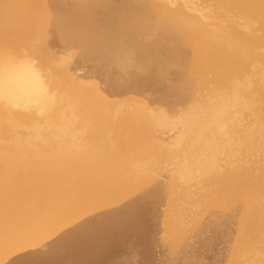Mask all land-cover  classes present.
Segmentation results:
<instances>
[{
    "label": "rangeland",
    "instance_id": "1",
    "mask_svg": "<svg viewBox=\"0 0 264 264\" xmlns=\"http://www.w3.org/2000/svg\"><path fill=\"white\" fill-rule=\"evenodd\" d=\"M148 1L162 5L164 10L168 8L169 12L167 9L163 11L167 15L172 13L175 15L176 13L172 19L177 18L179 14L182 15L180 16L181 22L185 23L187 21L188 23H185L187 28L192 30L195 28L194 31H197L198 28V30L202 28L205 32L208 30L206 32L208 34L203 37L205 39H198L193 44L199 46L203 55L210 56L214 45L211 46L212 43L209 42L221 41L214 48L225 54L233 52L235 60H238L235 67L227 71L210 69L204 72L203 75L202 72L194 73L190 77L192 80H190L201 82L200 84L195 82L197 85L194 84L195 87L191 86L190 91V88L185 89L187 93L184 91V96L172 94L167 95L165 98L164 94L158 88H155V85H150L140 91L117 93L116 84L127 81L131 71L139 63L138 59L136 62L137 57L132 53V49L131 53L134 56L131 55V58L126 60L128 62L127 66L123 70L112 74L109 69L97 68L99 63L104 64L103 61L100 62L101 60L91 57L81 58L77 54L75 46L71 44L56 42L49 47H43L39 46L38 40H22L13 33L6 34L2 39L5 42L4 45L7 44L5 46L12 52L10 54H18L15 55L17 59L23 57L20 60L24 61L25 59L29 62L34 57V59L32 58L33 62L30 61V64L33 66L32 68L39 69L34 72H36V78L38 77L41 80L39 81L37 78L43 88L42 94L48 99L51 96L49 100H54L55 109L69 112L74 118V129L72 131L65 129L64 133L69 140V144H80V146L85 147L87 142L85 148L87 149L88 145L91 146V150H89V147L87 150L93 154L91 161L95 173L92 174L90 171L82 169L77 181H81L82 184L91 181L97 183L101 181L102 176L111 175L118 184H131L132 181V184H134L135 179V184L137 180H140L138 183L141 188L147 187L142 190L144 192L138 189L139 193H137L135 189L122 198L128 197L130 199L131 196V198H135L138 194V196L144 195L142 200H145L143 202L146 203V206L143 205L142 208L143 210L145 208L143 211L145 223L143 221L142 226L146 233L149 232L148 235L151 238L147 242H129L125 247L117 251L113 250L114 255L110 260L113 264H264V8L246 7L235 0H232L233 2L229 0ZM239 2L242 3L240 0ZM240 7L242 8L240 9ZM49 9L51 13H54V11H51L54 10L51 5ZM178 11L184 12L185 15L180 12L177 13ZM186 15L190 18L183 19ZM210 32L214 35H210ZM147 35H144L145 40H149L150 35L152 40L157 36L153 33ZM47 36L50 39L54 36V32L50 27ZM25 53L28 54L26 57L29 60L25 57ZM38 53L40 54L37 55ZM133 57L135 58L133 59ZM49 64L50 66L54 65L53 69L48 67ZM112 75L118 81L116 79L111 81ZM195 75H198L199 78L203 77L199 80ZM172 82H175V80L171 76L165 81L167 87L172 86L174 84ZM95 90L98 95L94 96L92 93V96H90L89 94ZM59 94L63 96L61 95V97ZM70 105H74V108ZM31 110L20 107L9 109L6 122L11 121L13 125L11 128L4 126L6 123L2 124L3 126L0 125V143H10L7 145H12L14 139L23 138V136L30 133L32 124L40 123L42 125L44 123L43 115L40 117V114L27 119H21L17 115L18 113L31 114ZM81 113L82 115H80ZM220 113L223 116H220ZM189 114L199 116L193 115L194 120ZM211 115L213 118H210ZM208 116H210V119ZM101 118L105 120V125ZM203 120H207V123ZM213 120L216 121L215 126L211 127L214 125ZM196 121L199 122L198 124L201 123L197 127L198 129H196V126H198L195 123ZM89 122L91 124L94 122L93 126ZM189 122H192L193 125L188 124ZM216 123L225 125V127L222 126L217 129L216 126L220 125H216ZM87 125L89 130L91 128L90 131ZM201 125H203L202 127L207 125V128H202ZM99 127H101L100 130ZM123 127L125 128L123 129ZM95 129H98L96 134ZM200 129L205 133H202ZM106 131L110 135L113 134V136L107 134ZM198 131L199 134L202 133L200 136L197 134ZM100 134L101 136H99ZM135 134L136 136H134ZM146 134L149 135L148 140H150H147L148 142L137 140L140 136H146ZM203 134H205V138ZM209 137L211 142L209 144L215 145H212L215 154L211 152L213 149L211 145L206 144ZM59 139L60 137L57 136L56 140ZM122 141L126 144L131 142L130 146L128 145L125 149L126 144ZM112 146L113 148H111ZM114 146H117V148ZM93 148L94 150H92ZM113 150L115 151L113 152ZM108 152L109 154H107ZM122 153H124V157H122ZM116 154L121 155V158ZM213 154L215 157H213ZM98 156L102 157V160ZM127 159L130 162H127ZM200 160H204V163ZM206 160L207 162H205ZM211 160H214L215 164ZM126 162L129 165L132 162V166L130 165L132 168H128ZM201 164L202 166L204 164L205 168ZM67 167V169H70L69 166ZM67 169L63 168L61 172L56 173L53 177L34 175L35 177L21 178L20 176L12 182V187L7 189L5 195L14 198L18 193L27 191L26 189L34 188L37 190V194L29 195L27 201L32 202L35 197L38 199L44 195L46 200H49V203L54 207L65 201L78 199L81 184L74 183L72 185V182L65 183L66 185L63 184V187L61 186L62 188L60 187V190L54 193V196L53 194H49L50 196H46L48 193L44 194L46 192L44 184L50 182L48 179L67 177ZM133 171L135 175L138 174L136 177L138 179L134 178ZM14 172L24 174L19 167H15ZM214 174L216 178L220 177L219 180L215 178ZM32 177L35 179H32ZM41 179L42 181H40ZM226 181L231 184L229 185ZM151 185L158 187L159 190L151 193L150 190L155 189L154 187L152 189ZM246 199L248 200L245 201ZM27 201L18 203L20 209L26 205ZM6 204L5 202L1 203L3 206ZM108 205H113V202ZM147 207H149L148 210ZM255 208L258 212L255 211ZM76 220H83V216L77 217ZM44 231L43 228H39L37 233H43ZM141 231H143L142 228Z\"/></svg>",
    "mask_w": 264,
    "mask_h": 264
},
{
    "label": "bare ground",
    "instance_id": "2",
    "mask_svg": "<svg viewBox=\"0 0 264 264\" xmlns=\"http://www.w3.org/2000/svg\"><path fill=\"white\" fill-rule=\"evenodd\" d=\"M235 1L238 2L240 5L241 4L245 5L246 7L253 6L255 9L264 8V0H240L242 3H240L239 0H235ZM50 5L54 9L51 10L54 11V13L50 12L49 9ZM241 8L242 7H240V9ZM166 9L169 12L168 8ZM165 10L163 9L162 5L160 6L159 4L158 5L154 4L148 0H120V1L0 0V125L6 123V125L4 126L11 128L13 123H11V121L6 122V118H8L7 117L8 111L12 107L32 109L31 114L18 113L17 115L21 119H27L29 117L39 116L38 114H40V117L41 115H43L42 117L45 120L42 125H40V123L32 124L30 133L23 136V138L14 139L12 145H7L10 143L7 144L0 143V264H113L110 261L112 259V256L114 255L113 250L117 251L118 249L125 247L129 242H136V241L147 242L151 238V236L149 238L148 235L149 232L147 231L148 233H146L142 226L143 224L142 222L144 221L143 211L145 210V208L143 210L142 207L143 205L146 206V203L144 204L143 202L145 200H142V197H144V195L141 196H138L139 194L137 196L135 195L136 192L139 193V191H137L138 189L141 192H144L142 190L146 189L147 187L145 186L144 188H141V185L138 183V181L140 180H137L138 184L137 183L135 184L136 180L134 178L138 176V174L137 175L134 174V171L136 172V170L133 171V175L135 176L133 178L134 184H132L133 181L131 184L130 183L118 184V182H116L111 175H104V174H103L104 176H102L101 178V181L97 183L91 181V182H84L82 184L81 181H77L80 176L79 175L80 170L82 169L88 170L92 174L95 173V170L92 166L93 162L91 161L93 154H91L87 150L88 147L89 150H91L90 149L91 146L88 145L86 149L85 147L87 146V142L85 147L80 146V144H76V145L69 144V140L67 139L64 133H65V129L69 131H72L74 129L73 128L75 126L74 118L69 114V112L67 113L66 111L63 112L59 109L58 110L55 109L56 104L54 100L53 101H51L52 99L49 100L51 96L48 99L44 94H42V90H43L42 85L38 82L37 80L38 77L36 78L37 75L35 74L36 72H34L39 69L32 68L33 66H31L30 64V61H32V58L34 59V57H32L29 62L25 61V59L24 61L20 60L23 57L17 59V56L15 55L18 54L15 55L10 54L12 52H10V50L5 46L7 44L4 45L5 42L3 41L2 38H4L8 33H13L16 36H19L22 40L23 39L26 40L28 39L33 41L38 40L39 46H43V47H49L52 43H56V42L71 44L75 46V49L78 52L77 54L81 58L91 57L93 59L95 58L101 60L100 62L103 61L104 64L97 63L99 66L97 68L101 67L102 69L103 67L105 69H109V71L112 74L114 72L116 73L117 71L123 70L128 63L126 60L131 58L132 53H134V55L137 57L136 62L138 59L139 63L131 71V75L127 81L121 84L120 83L116 84L117 93H124L126 91H140L145 87H149L150 85H155L156 86L155 88H158L159 91L162 92V94H164L165 98L167 97V95H172V94L177 96H182V95L184 96L185 89L190 88L189 89L190 91L191 86H193L196 83L200 84L201 82V81L200 82L195 81L196 82L195 83L194 81L193 82L191 81L192 78L190 77H192L194 73L202 72L203 75L204 72L210 69H219L221 71H227L235 67L237 63L236 61L238 60H235L234 58L235 56H233V52L225 54L219 51V49L214 48L218 46L217 44H219V42L221 41L215 39L218 42H216L215 40H214L215 42H211V41L209 42L212 43L211 46L214 45V47H212L213 52H211L210 56L203 55L200 51L199 46L193 44L198 39L201 40L205 39L203 37L208 34L206 33L208 30L205 32L204 30H202V28L201 30H198L199 29L198 28L196 29L197 31H194L195 29L194 27H192L194 28L193 30L187 28L186 27L187 24L185 23L188 22L187 21H185V23L183 22L185 25L181 22L182 20L180 16L182 15L179 14L177 18L172 19L176 15V13L175 15H173V13L167 15L165 12H163ZM179 12L181 14L182 13L184 14V12L181 11H178L177 13ZM186 17L189 16L186 15L183 19H185ZM49 27L54 32V36L52 39L48 38L47 36V31ZM151 33H153L155 36L157 35L158 37L156 36L155 39L152 40L150 35L149 36L150 39L145 40L144 35ZM212 34L210 32V35ZM232 35L233 34L231 33V36ZM225 41H227V39H225ZM222 48L224 47L222 46ZM131 49H132V53H131ZM235 50L238 51L239 49H235ZM25 54H26L25 57L28 56L27 53ZM39 54L40 53H38L37 55ZM134 58L135 57H133V59ZM27 59L29 60V58ZM53 66H50V64L48 65V67H52V69ZM170 76L173 77V80H175V82H172L174 83L172 86L167 87L165 81ZM195 76L197 77L198 75ZM202 77L200 78L197 77V78L201 80ZM113 78L114 77L112 75L111 81L112 80L115 81L116 78L114 79ZM38 79L39 81H41L40 78ZM116 81L118 80L116 79ZM153 90L155 91V89ZM187 90L185 91L186 93ZM92 93L94 96L98 95V93H96V90L91 92L89 95L92 96ZM62 94L59 95L61 96ZM60 96L59 98L61 99L63 95L61 97ZM72 107L74 108V105ZM108 107L110 108V106ZM73 108L71 109L73 110ZM81 110L83 111V108ZM89 111L91 112V109ZM80 115H82V113ZM190 115L191 114H189V116ZM193 115L194 114L191 115L193 117L192 119H194V116H196V114L194 116ZM220 116L223 115H221L220 113ZM209 117L210 116H208V118ZM210 118H213L212 115ZM186 119L189 121L188 118ZM102 120L104 121V125H105V120L104 119ZM187 120L185 121L187 122ZM207 120L205 121L203 120V121L207 123ZM211 121L210 123L213 124ZM213 121H214V125L211 127L215 126L216 121L215 120ZM192 122L191 123L189 122L188 124L191 125ZM195 123H197L198 125L196 126V129H198L197 127H199L201 123L198 124L199 122L197 121ZM220 123H216V125H220ZM93 124L94 122L91 125L93 126ZM209 125L208 127H210ZM202 126L203 125H201V127ZM222 126L225 127V125H220L216 127L217 129H220V127ZM204 127L207 128V125ZM100 128L101 127H99L98 129L100 130ZM124 128L125 127H123V129ZM127 129L128 127L126 128V130ZM95 130L94 132L96 134L97 130L96 131ZM102 130H106V129H102ZM203 132L204 131H202V133ZM136 134L134 136H136ZM197 134L199 136L201 135L199 134V131ZM91 135L93 136L92 133ZM111 135L113 136V134ZM203 135H204L203 137L205 138V134ZM57 136L60 137L59 140H56ZM99 136H101V134ZM110 136H108L109 139H111ZM148 136L147 134L146 136L142 135V137L140 136L137 140L140 139L146 142L148 140ZM91 138L89 139L91 140ZM208 140H207L208 143L206 144L211 145L209 144L211 143L210 137L208 138ZM113 143L115 144V142ZM214 143H216V141ZM129 144H126L125 149H127L126 147ZM149 144L151 143L149 142ZM212 145L211 148H213ZM111 148H113V146ZM115 148H117V146ZM92 150H94V148ZM213 150L215 151L214 148L212 149V151L211 150L210 151L213 152ZM114 151L115 150H113V152ZM96 154H97V150H96ZM102 154L101 156H103ZM107 154H109V152ZM123 154L124 153H122V157H124ZM119 156L121 158V155ZM99 157L100 156H98V158ZM213 157H215V155ZM101 158L102 157H100V159ZM207 160L205 162H207ZM200 161L204 163V160H200ZM127 162L130 161L127 159ZM127 162L125 164H128ZM212 162L214 163V160ZM131 164L133 163L131 162L130 165ZM130 165L128 164L126 166H129L128 168H132L130 167ZM67 166H69L70 169H67L68 168ZM15 167L21 168L24 174L15 173L14 172ZM63 168L67 169L66 170L67 177H61V178L54 177L48 179L50 182L48 184H44L46 192L43 193L45 195L48 193V195L46 196H50L51 194H53L54 196L55 195L54 193L58 192L63 184L68 182L69 183L72 182L71 183L72 185L74 183L76 184L78 183L81 184V188H80L81 191L78 199L71 200L68 202L65 201L62 204L54 207V205H51L49 203V200H46L44 195L40 196L38 199L35 197V199L32 202L27 201V197L29 195L31 196L37 194L36 192L37 190L34 188H31L30 190L26 189L27 191L18 193V195H16V197L14 198H11L10 195H5L7 189L12 187L13 185L12 182L14 180H17L20 176L21 178L34 176V175H40L42 177H53L55 176L56 173L61 172ZM133 168L135 167L133 166ZM131 176H130V181H131ZM215 178L213 177V180ZM32 179L35 178L32 177ZM40 181H42V179ZM227 183L229 185L231 184L229 182ZM150 187H152V189L154 188L155 189L152 191L150 190L151 189ZM150 187L148 188H150L149 190L151 191V193H153L155 190H159L158 187L156 188V186L154 185L153 186L151 185ZM133 190L136 191L134 192L135 193L134 195L136 196L135 198H131L132 196L130 197V199L128 197L122 198L124 195H127ZM149 194H147V196H149ZM155 196L158 197L157 195ZM47 198L49 199L50 197ZM247 200L248 199H246L245 201ZM25 201H27L26 205L22 206L20 209L18 203H22ZM3 202H5V204L7 202L8 203L5 206H3L1 205V203ZM112 202L113 205L109 206L108 204ZM27 204L29 205L27 206ZM148 208L149 207H147L146 209L148 210ZM80 216H83V220L77 221L76 220L77 217ZM39 228H43L45 231L43 233H37V230ZM141 228L143 229V231H141Z\"/></svg>",
    "mask_w": 264,
    "mask_h": 264
}]
</instances>
